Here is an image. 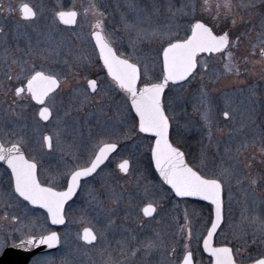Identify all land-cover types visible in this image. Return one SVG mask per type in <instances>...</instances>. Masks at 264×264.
I'll return each instance as SVG.
<instances>
[{
    "label": "rangeland",
    "instance_id": "374dc122",
    "mask_svg": "<svg viewBox=\"0 0 264 264\" xmlns=\"http://www.w3.org/2000/svg\"><path fill=\"white\" fill-rule=\"evenodd\" d=\"M106 2L107 7L103 9L107 14L106 30L114 33V47L126 57L131 56L133 62L142 66L141 84L147 82V77H151L153 82L161 80L163 76L162 51L163 47L167 45V41L156 38L138 43L135 55H132L131 42L135 41V33L125 32L122 21V15H128L131 18V10L127 7V0H107ZM214 2L215 0H209L213 6ZM248 2L249 0H232L233 16L228 18L221 16L215 22L217 27L226 22L230 29L241 25L240 34L234 39L231 38L229 48L221 54L200 58L201 65L205 63L219 65L217 68L220 69V75L217 79L212 77L207 85L199 87L198 91H193L195 89L192 90L189 84H185L182 86L169 85L164 93L165 108L171 122V137L175 136V143L181 145L187 157L191 156L193 160H196L198 167L206 175L215 176L221 166L234 169L238 173V176L232 179L231 185H226L225 188L224 221L217 234V240L220 243L232 244L235 249L240 248L242 254L237 253L239 259L257 257L259 256L258 253L261 252V249L256 245L245 250V239L249 241L252 239L255 226L247 222L242 223V214L251 215L259 208V214L264 216V205L260 204L261 201H264V180L258 182L254 188L249 187L247 182L242 185L236 184V179L239 177L264 176V150H262L264 149V135L259 130L254 131L258 128L264 129V113L256 116L255 124L249 123L247 127L238 131L246 120V117L242 115L244 106L241 105V100L247 93V89L250 86H255L258 93L264 95V57L261 53L264 48V44L261 43L264 40V0H255V7L246 6ZM138 4L152 12L154 0H138ZM184 4L185 0H155L159 14L152 16L149 27L165 25L169 20V7L176 11ZM202 6L203 0H197L198 9ZM202 16L213 22L212 16L207 12H198L196 18ZM234 18L237 20L235 25L232 23ZM252 18L256 19V23L251 26L249 22ZM92 22L91 16L86 21H82L79 17L78 25L67 30L65 35L66 60L63 61L85 63L91 61L93 57L97 58V50L90 35ZM192 22L194 20L188 17L178 16L177 24L179 27L173 33L174 38L186 37ZM35 24L37 22L33 23V25ZM173 41L174 39L171 42ZM35 43L37 47L36 56L42 59L49 50L45 47L47 46L46 37L37 36ZM229 51L233 54L232 63L235 65V69L239 70L238 75L235 69L229 73L224 67L225 64L229 63L227 55ZM74 53H78L77 57ZM52 61L57 63L59 60L52 58ZM112 88L116 91L110 92L107 96L102 93L94 96L87 94L86 96L77 92L78 95L75 93L73 99H70L66 104L58 102V112L55 117L53 114L52 120L48 123H44L39 118L38 107L30 102H16L14 104L0 102V138L7 143L17 142L22 137V144H38V147L33 146V148L39 151V147H44V136L51 131V124L54 121L53 129L56 135L58 134L56 143L67 150V158L62 163L58 162L61 164L59 167L51 166L50 164L53 163H48L45 157L35 155V158L39 159L45 178V171H49L52 167L69 174L75 168L90 162L102 143L127 138V136L122 137L121 134H118V131L132 127V121L125 118L117 119V116H129L126 114V112L131 111L129 97L126 93L116 89L115 86ZM241 89L245 90V93H241ZM79 91L84 92V89L81 87ZM201 92H206L209 99V106L212 110L210 124H206L202 119L204 108L199 100ZM63 105H65L64 113L61 112ZM229 109V117L224 118V111ZM106 112H114L112 115L115 118L109 120L106 117ZM84 113H86L85 116L82 115ZM111 133L116 134L110 135ZM195 133L199 134L196 135ZM193 134L201 138L198 137L199 143L202 142V148L196 147V156L194 150L192 151V144L188 140L189 136ZM128 136L132 144L127 145L128 149H122L116 158L127 156L138 159L142 155L149 158L152 139L143 138L135 132ZM75 151L85 154H77ZM47 184L56 187L65 185V183L57 182H47ZM8 188L9 186H5L4 191L6 192ZM93 196L97 197L92 188V182L87 181L76 199L67 207V223L59 233H61L62 242L66 235L69 243L67 245L62 243L57 251L49 252L52 264H61L65 257L70 261V264H111L110 256L112 259L117 257L116 252L110 253L109 242L111 241L115 245L121 243L128 237V231L124 228H114L112 225H108V214L104 209H99L101 206L105 207L104 204H101L103 201L98 197L93 200ZM146 200L159 202L157 195L152 198L147 196L143 203ZM180 206L183 208V215L181 216L183 222L180 224L179 238L183 248L181 255H183L186 250L195 249L196 241L203 237L205 230L197 225L194 226V222L188 214L189 205L187 202L180 203ZM200 206L202 205H196V207ZM246 206L247 212L244 211ZM13 211L18 213L19 209ZM34 215L41 217V224L45 223V216L42 212L34 210ZM85 226L91 227L98 237L103 231L105 233L103 239H98L93 244L83 243L79 237ZM4 227L11 231L13 226L5 223ZM46 227L48 230L51 229L48 227V222ZM189 230L191 231V240L187 236ZM161 233V229H156L151 236L148 234V230L146 231L141 227L134 236L138 240L140 239V242L149 239L157 240L158 236L157 243H159L160 240L164 242L168 238ZM165 233L166 231L163 230L164 235ZM131 237L130 240H133ZM185 244L188 245L187 249ZM147 255L150 261H155V254L149 252ZM196 255L200 256L198 253Z\"/></svg>",
    "mask_w": 264,
    "mask_h": 264
},
{
    "label": "snow or ice",
    "instance_id": "6c2138e0",
    "mask_svg": "<svg viewBox=\"0 0 264 264\" xmlns=\"http://www.w3.org/2000/svg\"><path fill=\"white\" fill-rule=\"evenodd\" d=\"M246 6L255 7V0H249ZM106 7L107 5L103 4V0H87L86 4L73 2L71 8L56 12L55 17L63 25H78V17L82 21H86L89 16L93 18L90 25V35L95 39V44L99 48L100 56L109 75L130 98L131 108L134 109L135 115L139 118L138 132L152 134L155 137V146L151 151L160 176L171 186L178 197H199L204 201H210L215 206V221L212 222L211 229L203 241V248L214 258V264H238L233 247L227 245L213 246V237L224 219L226 185L230 186L232 179L237 177L238 173L234 169L221 166L215 176H206L190 167L185 161L184 152L173 146L169 140L171 123L164 102L165 89L170 82L175 84L187 80L197 68V57L200 53H220L229 48V33L225 31L223 34L217 35L213 31V27L217 26L215 22L221 16L225 18L233 16L232 0H215L214 6L209 3V0H203V6L199 9L197 0H185V4L176 11L169 7V20L165 25L154 27H149V25L152 16L159 14L155 0L152 12H149L147 8L140 7L138 0H127V7L131 10V18L128 15H122V21L125 32L135 33V41L131 42L132 55H135L138 43L156 38L167 41V47H163L162 80L153 82L151 77H147V82L143 83L142 87H138V83L141 81L142 66L137 62H132L131 56L121 58L113 47L114 33L106 30L107 14L103 10ZM0 11H6L9 14L16 13L22 21H32L37 17V11L29 3H22L16 7L9 6L8 8H4L3 4L0 3ZM198 12L209 13L212 16L213 26H209V23L196 18ZM178 16L194 20L189 25L191 35L186 39H176L173 36L179 27L177 24ZM232 23L235 25L237 20L234 18ZM0 33H4L2 27H0ZM173 39L174 42H171ZM261 43L264 44V40ZM227 55L229 63L225 64L224 67L227 72L231 73L235 69V65L232 63L233 54L229 51ZM11 64L20 66L23 71L24 65H27L28 61L13 58ZM235 70L238 75L239 70ZM32 71L34 74L27 80L26 90L33 99L43 104L44 98L53 92L60 82L55 74H46L43 70H35L34 65ZM8 79L11 80L12 76L9 75ZM89 86L95 91L97 81H89ZM24 91L23 87L17 88L16 96L19 97ZM240 92L245 93V90L241 89ZM199 100L204 108L202 119L206 124H210L212 110L206 92H201ZM241 105L244 106L242 115L246 117V120L238 131L247 127L249 123L255 124L256 116L264 113V95L259 94L255 86H250L243 100H241ZM50 115L49 108L41 109L40 116L42 119L48 120ZM223 115L228 118L230 109L225 110ZM133 127H135V121H133ZM255 130H259L264 135V129ZM44 139L47 141L48 147L51 148L52 138L45 137ZM22 143V137L16 143H12L10 147H6L0 141V161H4L7 168L11 170L6 177L9 185L6 192L3 188L5 178L0 177V192H4L3 196H0V231L4 233L0 237V252L11 247L21 250L29 256L26 260L14 261L10 264H52L48 250L57 249L62 243L67 245L69 241L65 235L62 242L61 233L48 230L47 222L50 221L51 225H65V205L72 200L77 189H79L81 178L94 173L107 158V155L116 149L117 145L104 143L91 166L72 171L66 189L57 190L55 186H45L41 183L37 172L38 162L26 158L21 147ZM237 151L239 152V149ZM128 165L129 162L125 160L120 168L127 172ZM55 180L56 177H53L52 182L54 183ZM261 180H264V176H243L236 179V184L242 185L247 182L249 187L254 188ZM229 198L231 199V197ZM92 199L96 200L97 197L93 196ZM260 204L264 205V201H261ZM15 209H19V212L13 211ZM34 209L46 210L45 223H40L41 217L34 215ZM155 211L156 208L151 204L143 209L145 216H152ZM244 211H248L247 206ZM243 222L255 226L252 239L250 241L245 239V250L256 245L261 249L258 254L264 256V216L259 214V208L251 215L242 214ZM5 223L13 226L11 231L4 227ZM113 223L114 221L109 218L108 225ZM104 235L105 233L101 231L98 237L93 229L85 228L79 238L86 244H93L98 239H103ZM187 236L191 240L190 230ZM131 238L136 239L135 236ZM157 240H159L158 236ZM157 240L142 241L139 246L131 251V257L134 258L141 248L147 255L156 248L164 247V242L160 240L157 243ZM122 243L126 244V241ZM42 246L43 250L37 251L41 250ZM185 248H188L187 244H185ZM239 252L240 248H237L236 253ZM61 264H70V261L65 257ZM121 264H129V262L125 260ZM183 264H193L191 250L186 251ZM255 264H264V258L256 260Z\"/></svg>",
    "mask_w": 264,
    "mask_h": 264
},
{
    "label": "flooded vegetation",
    "instance_id": "af4514ba",
    "mask_svg": "<svg viewBox=\"0 0 264 264\" xmlns=\"http://www.w3.org/2000/svg\"><path fill=\"white\" fill-rule=\"evenodd\" d=\"M107 0H103V4H106ZM75 2L77 4L84 3L85 0H0V3L3 4L4 8H8L9 6L16 7L22 3H29L32 5L35 10L37 11V17L32 21H22L19 19L16 13L9 14L6 11H0V27L4 29V33H0V102H11L12 104L16 102L25 103L30 102L34 106L38 107V116L39 111L47 107L49 108L51 115L47 121H43L44 123H48L52 120L53 114L54 117L58 112V102H64L65 104L73 99L75 93L78 95L77 92H81L82 94H87L94 96L96 94L102 93L106 96L110 94L112 91H116L112 86L116 87L120 92H124L122 89L118 87L116 82L109 76L105 66L103 65L100 55L97 50V58L93 57V61H88L85 63H67L65 59V35L68 29L73 28L75 25H63L59 22L58 18L55 17V13L60 10H68L71 8L72 3ZM87 2V1H86ZM111 4L109 5L110 9ZM109 15V11H108ZM111 15V14H110ZM79 18V17H78ZM199 19L204 20L206 23H209V26H213V22L210 19L205 18L204 16L199 17ZM37 22V24L33 25V23ZM256 23V19L252 18L249 24L252 26ZM224 22L220 24V27H213V31L217 35L223 34V32L227 31L229 33L230 42L231 38L234 39L238 34H240L241 25L234 27L232 29L229 28V25ZM191 32L187 34V38ZM37 36L46 37L47 46L49 50L46 52V55L40 59L37 58L35 53L36 50V43L35 38ZM93 39V37H92ZM95 45V44H94ZM230 45V44H229ZM96 47V46H95ZM114 47V45H113ZM117 54L123 58H128L119 50L114 47ZM227 50V49H225ZM223 50L220 53H201L197 57V68L193 72L189 78L178 84H173L174 86H182L185 84H189L193 89V91H198L199 87H204L207 85L208 81L211 80L212 77L217 79L220 75V69L217 68L219 65L212 64V63H205L200 64V58L203 56L210 57L215 56L218 54L223 53ZM264 48L262 49L261 53L263 56ZM78 53H74L77 57ZM22 60H27L28 64L24 65V70H21V67L18 65L11 64L13 58H19ZM264 57V56H263ZM52 58L58 59L57 63H53ZM7 61V63H5ZM133 62V61H132ZM35 66V70H43L46 74H55L57 79L59 80V86L47 97H45L43 104H37L35 99L32 98L31 94L27 92V80L30 79L31 75L34 74L32 71V66ZM10 66V67H9ZM12 76V79L9 80L8 76ZM142 78V74H141ZM96 80L97 81V88L95 91L89 86V81ZM141 81L138 84L140 87ZM24 88L25 91L18 97L16 96V89L17 88ZM84 89L83 91H79L80 88ZM86 90V92H85ZM125 93V92H124ZM101 94V95H102ZM89 95V96H90ZM130 103V98H129ZM64 106L63 111L64 113ZM131 106V104H130ZM106 117L109 120L115 118L114 112H106ZM119 113V112H117ZM86 113L82 114L85 116ZM129 116L126 117H119L117 119H127L135 121L136 126L130 128H123L119 129V133L122 137L127 136L126 139H119V140H109L104 143H115L117 145L116 149L108 156L107 160L103 165H101L98 170L90 177H87L81 180V184L79 190L77 191L75 197L69 201L65 206V215L67 207L70 203H72L76 197L81 192L84 184L87 181L92 182V188L94 189V193L97 195L99 199L103 201L105 207L102 206L99 209H104V211L108 214L109 218L114 221L111 224L114 228H124L128 231V237L124 240L125 243L113 244L111 241L109 242V251L117 253L116 258H111V264H121L122 261L127 260L129 264H181L186 255V251L183 253L181 239L179 238V231L181 230L180 224L183 222L181 216L183 215V208L180 206V203L187 202L189 205V212L188 214L191 217V220L194 222V226H199L201 229H204L203 237L196 241L195 249L192 250L193 253V263L194 264H212L213 258L206 254L202 247V242L204 237L206 236L213 220V208L211 203L193 199V198H180L172 191V189L167 186L158 175L151 156L149 158L144 157L142 155L138 159L128 158L127 156H122L121 158L117 159L116 156L118 153L124 149H128L127 145H131L132 142L130 140L129 134L132 132L138 134L143 138H151L152 139V146L154 137L146 135L144 133L138 132V118L135 115L134 111L131 108V111L126 112ZM83 116V117H84ZM224 116V115H223ZM225 118V117H224ZM130 121V122H131ZM54 122V121H53ZM53 122L51 124V131L46 133L45 136H49L52 138V147H48V143L44 142V147H39V151L34 149L33 146H37L38 144H21L22 150L26 158L34 160L38 162V178L40 179L41 183L46 186H53L47 184V182H52V178L56 177L55 183H65L62 187H56L57 190H64L67 186V181L70 178V173L75 171L79 168L87 167L91 164L94 157L96 156L98 150L101 146L104 145L102 143L99 148L97 149L94 157L92 160L85 165L75 168L69 174L65 171L59 169H52L50 168L49 171H45L46 178L43 176L42 173V166L35 158V155L38 157H45L48 163L51 166H60L65 158H67L68 153L64 147L59 146L57 141V135L55 130L53 129ZM171 123V122H170ZM171 131V127H170ZM53 134H54V143H53ZM116 133H111L110 135H114ZM198 135L199 133H195ZM189 136V141L192 144V151L194 150V154L196 156V147L202 148V142H200L199 138L195 135ZM195 135V136H194ZM44 136V138H45ZM170 139L172 143L181 148V145H177L175 143V136L171 137ZM201 139V138H200ZM6 147L11 146L12 143L16 142H4L3 139L0 138ZM45 141V139H44ZM199 141V142H198ZM205 145V144H204ZM151 146V149H152ZM44 149V150H43ZM183 150V149H182ZM77 152V154H82L83 152ZM185 153V151L183 150ZM87 153V152H86ZM38 154V155H37ZM85 154V153H83ZM186 159L188 163L197 171H200L201 174L206 175L199 167L196 160H193L190 157H187L185 153ZM194 156V157H195ZM35 158V159H34ZM127 160L129 162L128 171L125 172L120 168V165ZM60 162V163H58ZM10 174V170L7 168L6 165L2 161H0V177L5 178V182L3 188L5 186H9L6 177ZM212 176V175H206ZM154 195H157L159 202L146 200L143 203L144 198L149 196L152 198ZM0 196H3V192H0ZM224 200H225V192H224ZM149 204L153 205L156 208V211L152 214V216H145L143 209L147 207ZM201 204L202 206L196 207V205ZM43 213L46 217V211L43 209H34ZM103 214V213H101ZM100 214V215H101ZM196 214L198 215L196 217ZM100 217V216H99ZM45 221V218H44ZM224 221V219H223ZM66 223H67V216H66ZM65 223V225H66ZM223 224V223H222ZM221 224V225H222ZM65 225L61 226H54L51 225L50 221H48V227L50 231H57L59 232L61 228ZM143 227L146 231L148 230V234L152 236L153 231L156 229H161V235L167 236V240L164 241V247H159L151 252L155 254L156 259L155 261H150L148 259V255L145 254L143 248L139 252H137L136 256L133 258L131 257V251L135 249L137 246L141 244V240L135 239L130 240V236L136 235V233ZM221 227V226H220ZM85 228H91L89 226H85L81 230V236L83 234V230ZM92 229V228H91ZM189 229V228H188ZM220 229V228H219ZM163 230L166 231L165 235L163 234ZM94 231V230H93ZM95 232V231H94ZM217 231L214 237V245L215 246H224L227 245L229 247H233L234 254L237 256L236 249L234 245L227 244V243H220L217 240ZM3 236L2 231H0V237ZM80 236V237H81ZM82 240V239H81ZM83 243H85L82 240ZM96 243V242H94ZM86 244V243H85ZM60 248V246H59ZM58 248V249H59ZM49 251L54 252L57 251ZM174 249V251H173ZM242 250V249H241ZM48 252V253H49ZM4 251L0 252V256H2ZM196 253L200 254L196 255ZM238 254H242L239 252ZM264 258V256L259 255L257 257L249 258V259H238V263L240 264H247L253 262L255 260Z\"/></svg>",
    "mask_w": 264,
    "mask_h": 264
},
{
    "label": "water",
    "instance_id": "95a60500",
    "mask_svg": "<svg viewBox=\"0 0 264 264\" xmlns=\"http://www.w3.org/2000/svg\"><path fill=\"white\" fill-rule=\"evenodd\" d=\"M191 35V34H190ZM189 35V36H190ZM188 36V37H189ZM187 37V38H188ZM186 39V38H185ZM93 42H94V44H95V39L93 38ZM174 42V41H173ZM95 46H96V44H95ZM165 47H167V45L165 46ZM96 48H97V50H98V53H99V48H98V46H96ZM201 54V53H200ZM208 54V53H207ZM99 55H100V53H99ZM118 55V54H117ZM119 56V55H118ZM263 56H264V51H263ZM100 58H101V56H100ZM121 58H123V57H121ZM101 61H102V63H103V59L101 58ZM162 64H163V51H162ZM104 65V64H103ZM106 68V67H105ZM106 70H107V68H106ZM108 72V71H107ZM109 74V73H108ZM110 76V75H109ZM111 77V76H110ZM163 77V76H162ZM112 78V77H111ZM189 78V77H188ZM187 78V79H188ZM161 80H162V78H161ZM186 81V80H185ZM182 82H184V81H179V82H177V83H175V84H178V83H182ZM139 84V83H138ZM170 84H173V83H171L170 82ZM169 84V85H170ZM143 85H141L140 87H142ZM168 88V87H167ZM166 88V89H167ZM166 89H165V91H166ZM44 100H45V98H44ZM36 101V100H35ZM36 103L37 104H41V103H39V102H37L36 101ZM130 104H131V101H130ZM133 111H134V109H132ZM41 111V110H40ZM40 111H39V117L41 118V116H40ZM135 113V112H134ZM50 117V116H49ZM137 118H138V116H137ZM42 119V118H41ZM43 121H47V120H44V119H42ZM138 120H139V118H138ZM146 135H149V136H153L152 134H146ZM45 137H49V136H45ZM154 137V136H153ZM169 140H170V142L172 143V141H171V139H170V130H169ZM45 142L47 143V141L45 140ZM173 144V143H172ZM155 146V137H154V141H153V146H152V148ZM173 146H175L174 144H173ZM10 147V146H9ZM101 147H103V146H101ZM100 147V148H101ZM175 147H177V146H175ZM179 148V147H178ZM180 149V148H179ZM182 152H183V150L182 149H180ZM114 151V150H113ZM113 151H111L108 155H107V158H108V156L113 152ZM24 152V151H23ZM99 153V150H98V152H97V154ZM96 154V155H97ZM185 154V153H184ZM151 156H152V160H153V165H154V167H155V169H156V171H157V173H158V175L160 176V173H159V170L156 168V165H155V158L153 157V155H152V151H151ZM107 158L103 161V163H101L100 164V166L101 165H103L104 163H105V161L107 160ZM95 160V157H94V159H93V161ZM92 161V162H93ZM185 161H186V163L190 166V167H192L189 163H188V161H187V159H186V156H185ZM3 163H4V165H6V163L4 162V161H2ZM91 162V163H92ZM7 166V165H6ZM91 166V164L89 165V166H87V167H90ZM99 166V167H100ZM98 167V168H99ZM83 168H86V167H83ZM98 168L96 169V171L98 170ZM79 169H81V168H79ZM10 170V169H9ZM78 170V169H77ZM11 171V170H10ZM95 171V172H96ZM95 172L94 173H92L90 176H92L93 174H95ZM90 176H87V177H90ZM87 177H83V178H81V180H83V179H85V178H87ZM160 178H161V180L167 185V186H169L170 188H171V186L170 185H168L164 180H163V177H161L160 176ZM69 180H70V178H69ZM81 180H80V184H81ZM46 186V185H45ZM172 189V188H171ZM65 190V189H64ZM79 189H77V191H78ZM172 191L174 192V190L172 189ZM77 193V192H76ZM175 193V192H174ZM76 195V194H75ZM75 195L73 196V198L75 197ZM176 195V194H175ZM72 198V199H73ZM180 198H193V199H199V200H202L201 198H199V197H180ZM22 199V198H21ZM71 201V200H70ZM204 201V200H203ZM69 202V201H68ZM206 202H209V203H211L210 201H206ZM212 205V204H211ZM66 206V205H65ZM212 208H213V220H212V222H214L215 221V206L214 205H212ZM44 211H46V210H44ZM223 223V221L220 223V226H221V224ZM54 226H57V225H54ZM58 226H61V225H58ZM57 226V227H58ZM220 226H219V228H220ZM219 228L217 229V231L219 230ZM211 229V226H210V228H209V230ZM208 230V231H209ZM217 231H216V233H217ZM208 233V232H207ZM216 233H215V235H216ZM215 235H214V237H215ZM207 237V234H206V236L204 237V239ZM214 237H213V246H215L214 245ZM204 239H203V241H204ZM202 247H203V242H202ZM217 247H219V246H217ZM59 248V247H58ZM57 248V249H58ZM43 250V246H42V249L41 250H37V251H42ZM53 250H56V249H51V250H48V252L49 251H53ZM203 250H204V248H203ZM204 252L206 253V254H208V255H210L206 250H204ZM211 256V255H210ZM29 258V256H28V254H26L25 252H23V251H21V250H18V249H13V248H11V247H9V248H7V249H5L4 250V253H3V255L2 256H0V264H10V262H14V261H23V260H26V259H28ZM213 258V257H212ZM256 261V260H255ZM255 261H253V262H250V263H247V264H255ZM181 264H183V261H182V263ZM194 264V263H193ZM212 264H214V258H213V262H212ZM238 264H240V263H238Z\"/></svg>",
    "mask_w": 264,
    "mask_h": 264
}]
</instances>
